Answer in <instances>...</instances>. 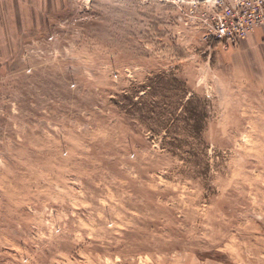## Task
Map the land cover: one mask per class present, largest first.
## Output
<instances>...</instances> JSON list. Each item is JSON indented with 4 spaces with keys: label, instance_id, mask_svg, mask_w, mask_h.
Here are the masks:
<instances>
[{
    "label": "rangeland",
    "instance_id": "374dc122",
    "mask_svg": "<svg viewBox=\"0 0 264 264\" xmlns=\"http://www.w3.org/2000/svg\"><path fill=\"white\" fill-rule=\"evenodd\" d=\"M57 8L0 42V264H264V48L168 0Z\"/></svg>",
    "mask_w": 264,
    "mask_h": 264
},
{
    "label": "built area",
    "instance_id": "2783aa9c",
    "mask_svg": "<svg viewBox=\"0 0 264 264\" xmlns=\"http://www.w3.org/2000/svg\"><path fill=\"white\" fill-rule=\"evenodd\" d=\"M168 1L196 16L204 25L205 38L224 47L238 45L256 29L264 33V0Z\"/></svg>",
    "mask_w": 264,
    "mask_h": 264
},
{
    "label": "crops",
    "instance_id": "0c3cea01",
    "mask_svg": "<svg viewBox=\"0 0 264 264\" xmlns=\"http://www.w3.org/2000/svg\"><path fill=\"white\" fill-rule=\"evenodd\" d=\"M57 3L58 0H0V42L8 41L14 30L21 31L20 38L27 28L48 27V18L57 13ZM263 37V30L259 28L241 42L264 48Z\"/></svg>",
    "mask_w": 264,
    "mask_h": 264
},
{
    "label": "trees",
    "instance_id": "16d2710c",
    "mask_svg": "<svg viewBox=\"0 0 264 264\" xmlns=\"http://www.w3.org/2000/svg\"><path fill=\"white\" fill-rule=\"evenodd\" d=\"M194 97H195V95H192L191 98H188L186 100L185 104H184L185 105L184 106V109L186 107L185 112L187 113V116L184 117V120H185L186 124H190L189 123L190 122L189 115L191 114V116H193L192 107H190V105H191L192 99ZM201 112H203L204 115L201 116V117H195V119L192 121L193 123L191 124L196 131L198 130V134H197L198 136L200 135V133L203 130V125H204V120H205V109H204V111L202 110Z\"/></svg>",
    "mask_w": 264,
    "mask_h": 264
}]
</instances>
